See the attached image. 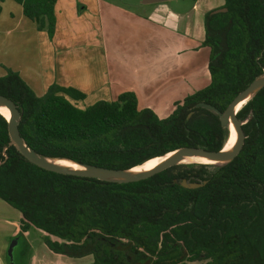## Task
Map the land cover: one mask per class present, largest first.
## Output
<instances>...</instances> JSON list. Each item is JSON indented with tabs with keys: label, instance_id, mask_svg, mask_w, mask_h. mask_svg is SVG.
<instances>
[{
	"label": "trees",
	"instance_id": "trees-1",
	"mask_svg": "<svg viewBox=\"0 0 264 264\" xmlns=\"http://www.w3.org/2000/svg\"><path fill=\"white\" fill-rule=\"evenodd\" d=\"M12 1L52 38L57 0ZM220 9L227 11L205 20L211 83L178 102L166 119L140 110L134 92L89 107L78 105L84 93L58 84L38 97L8 70L0 78V95L21 113L23 141L45 157L117 170L184 147L222 150L229 127L198 105L223 114L264 75V0H224ZM237 119L246 139L232 162L174 166L125 183L37 167L11 145L9 122L0 114V199L21 214L22 233L40 229L59 240L47 241L51 251L92 256V264H264V88ZM183 180L206 184L187 189Z\"/></svg>",
	"mask_w": 264,
	"mask_h": 264
},
{
	"label": "crops",
	"instance_id": "crops-1",
	"mask_svg": "<svg viewBox=\"0 0 264 264\" xmlns=\"http://www.w3.org/2000/svg\"><path fill=\"white\" fill-rule=\"evenodd\" d=\"M78 1L85 12L91 9L92 2L102 3V0ZM65 2L57 0L56 26L57 23L61 26L69 25V18L60 19L68 9ZM68 2L72 16L76 18L75 6L78 3L74 0ZM223 4L224 0H169L155 4H145L140 0L139 5L147 9L137 13L128 7L113 3L109 9L112 10L116 21L111 23V30L105 29L107 17L101 8L99 18L103 30L100 48L106 51L103 55L106 59V81L96 84L90 78L82 79L79 87L78 83L68 81L70 73L73 74L74 70L64 69L61 72L62 77L49 86L58 84L79 90L85 95L90 90H106L107 101H115L124 92H134L138 97L140 110L151 109L160 119H166L173 113L178 102L211 83V50L203 45L206 39L205 20L209 13L219 12ZM1 7L0 78L6 76L8 70L18 73L21 77L32 78L30 71L23 70L30 64L20 63L21 55L17 53L19 50L27 52L32 46L36 52L34 54L38 66L43 65L46 55L54 69L52 48L56 40L47 41L46 33L40 32L36 25L25 17L23 7L18 3L7 0ZM29 36L32 38L30 41ZM134 38L139 41L132 47L131 41ZM133 51L142 54H131L130 58L128 53ZM139 56L141 58L135 60ZM46 88L43 86L42 90L45 92ZM13 236L15 233L9 237ZM6 249L5 241H0V264H3L7 256Z\"/></svg>",
	"mask_w": 264,
	"mask_h": 264
},
{
	"label": "rangeland",
	"instance_id": "rangeland-1",
	"mask_svg": "<svg viewBox=\"0 0 264 264\" xmlns=\"http://www.w3.org/2000/svg\"><path fill=\"white\" fill-rule=\"evenodd\" d=\"M65 1V5L68 9H66V14H64V16L60 19L65 20L66 17L69 18V25L65 24L61 26L60 23H57L52 38L47 32H45L47 41H52L53 39L56 40L53 44L54 48H52V54L55 60L53 62L54 69L49 63L48 57L45 53L44 55L46 58H44L43 65L38 66L37 57L35 58L36 52L33 51V46L30 47V50L27 52H25V50H19L17 52L19 56L21 55L19 60L20 63L30 64L26 65L23 70L30 71L33 75L32 78L22 77V79L38 97H43L53 84L51 86L49 85L62 77L61 72L64 69L66 71L67 69L74 70L73 74L70 73L68 81H74L76 84L78 83L79 87H81V80H88V78L92 79V81L94 80L96 84H103L107 79V73L105 67L106 59L103 57L106 51L100 48V45H102L101 30H103L101 28L99 18V13H101L100 9H104L107 17L106 30H111L113 28L111 27V23L116 21L112 10L109 9V7L113 6V3L128 7L137 13H142V11L147 9L139 5L140 0H102V3L92 2L93 4L90 6L91 9L86 10L87 12H85V10H82L83 6L80 1L74 0L78 3L75 6L77 16L74 18L71 13L72 10L69 6V0ZM31 39V36H29L28 40L30 41ZM138 41V38H134L131 41L132 47H135ZM93 45H95V47ZM96 45H98V47H96ZM137 53L142 54L139 51H133L131 53L129 52L128 55L131 58V54L137 55ZM46 54L48 55V53ZM141 56L135 60L140 59ZM135 68L138 67L135 66ZM43 86L45 88L47 87L45 92L43 91L44 88L42 90ZM106 98H108V92L106 90H90L87 93L86 98L83 101H80L78 105L80 107H89L98 101L107 100ZM183 165L188 164H179L177 166ZM20 219L21 214L18 210L0 200V241H5L7 247L6 251L8 252L11 242L18 239V243L20 242V244H18L15 248L18 256V264H92L94 262V258L92 256L76 259L54 253L47 246V241L55 242L59 240L55 237L46 235L42 230L34 227L26 233H22L18 228ZM14 233L15 236L12 238L9 237ZM206 263L207 261H196L189 264ZM3 264H9L7 256L5 257Z\"/></svg>",
	"mask_w": 264,
	"mask_h": 264
},
{
	"label": "water",
	"instance_id": "water-1",
	"mask_svg": "<svg viewBox=\"0 0 264 264\" xmlns=\"http://www.w3.org/2000/svg\"><path fill=\"white\" fill-rule=\"evenodd\" d=\"M169 0H144L145 4H155L159 2H164ZM226 12L227 10H219V12ZM264 88V75L257 78L246 90H244L242 93H240L235 100L230 104V106L226 109V111L221 114L215 107L201 103L198 106L207 110H210L218 115H220V119L222 121L223 126L229 127V138H231L230 133V122L234 125L237 134H238V142L234 149L230 151H225L224 148L220 151H207L200 148H191V147H184L181 148L176 152L175 156H173L171 159L167 160L157 168L145 172L139 176H129L127 172L131 169L126 170H117V169H108V168H97V167H91L79 164L75 161L76 164L82 166L84 170H69L65 167H61L58 165H55L51 161H48L47 159H59V158H51V157H45L42 155L37 154L35 151H33L31 148L27 146V144L23 141L20 131H19V121L21 119V113L19 112L16 104L10 100L9 98L0 95V108H6L11 112V118L7 119L9 122V133L11 137V145H13L16 150L24 156L30 163L36 165L37 167L44 169L49 172H54L57 174L62 175H73V176H79V177H86V178H93L98 180H104V181H115V182H138L141 180L148 179L156 174H159L169 168H172L174 166H177L181 164V160L186 156H200L207 159H213L218 161H224L221 164L223 165L232 162L241 152L246 136L243 131V123L237 119V114L235 112V108L239 106L240 104L244 103V105L251 100L260 90ZM243 105V106H244ZM172 152V153H175ZM170 153V154H172ZM167 156V155H165ZM163 156V157H165ZM162 158V157H159ZM65 159V158H62ZM70 160V159H68ZM72 161V160H71ZM135 168V167H134ZM204 184H198V183H188L186 180H183L181 185L184 188L187 189H198L202 187ZM18 239H15L11 242L7 255L9 258V264H17L15 261V248L18 246Z\"/></svg>",
	"mask_w": 264,
	"mask_h": 264
},
{
	"label": "bare ground",
	"instance_id": "bare-ground-1",
	"mask_svg": "<svg viewBox=\"0 0 264 264\" xmlns=\"http://www.w3.org/2000/svg\"><path fill=\"white\" fill-rule=\"evenodd\" d=\"M245 103V102H244ZM244 103L240 104L239 106H237L235 108V112L237 113L244 105ZM0 114H2L3 116H5L7 119L11 118V112L6 109V108H0ZM230 133H231V138L230 140L227 141L224 150L225 151H230L232 149L235 148V146L237 145L238 142V134L237 131L234 127V125L230 122ZM175 153L172 154H168L165 157L162 158H154L151 159L149 161H147L146 163L137 166L131 170H129L127 172V174L129 176H139L145 172L151 171L155 168H157L158 166H160L161 164H163L164 162H166L167 160L171 159L173 156H175ZM48 161H51L52 163H54L55 165L61 166V167H65L69 170H84V168L78 164H76L75 162L68 160V159H47ZM224 161H218V160H211V159H207L204 157H200V156H196V155H192V156H186L181 160V164H206V165H218L223 163Z\"/></svg>",
	"mask_w": 264,
	"mask_h": 264
},
{
	"label": "flooded vegetation",
	"instance_id": "flooded-vegetation-1",
	"mask_svg": "<svg viewBox=\"0 0 264 264\" xmlns=\"http://www.w3.org/2000/svg\"><path fill=\"white\" fill-rule=\"evenodd\" d=\"M19 244H20V242H19ZM7 255V254H6ZM14 256H15V261H16V263L18 262V259H17V251L15 250V252H14ZM7 259H8V262H9V258H8V255H7Z\"/></svg>",
	"mask_w": 264,
	"mask_h": 264
}]
</instances>
